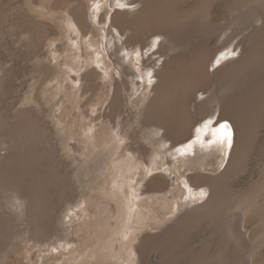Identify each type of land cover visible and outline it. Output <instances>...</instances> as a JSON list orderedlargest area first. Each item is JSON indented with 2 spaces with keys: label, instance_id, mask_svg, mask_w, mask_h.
Returning a JSON list of instances; mask_svg holds the SVG:
<instances>
[{
  "label": "bare ground",
  "instance_id": "1",
  "mask_svg": "<svg viewBox=\"0 0 264 264\" xmlns=\"http://www.w3.org/2000/svg\"><path fill=\"white\" fill-rule=\"evenodd\" d=\"M31 1L32 0H26L25 3L24 0V2H22L23 4H19V6L17 5V11L14 12L16 15H19V20L23 21V23L20 22L22 23V26L24 23L31 25L29 26V29L23 32H18L20 26L13 24L9 26V32L6 35L14 36V38H16V44H27V47L35 51L50 35L51 25L43 21H34L32 20L33 18L26 14L27 9H22V5L30 7L29 3ZM40 1L43 3H39ZM104 1L105 0H97L93 6L90 4V0L52 1L54 8L53 10H63L65 14L71 18L69 19L71 21L70 23L76 28V30L82 32L84 39H87V36L90 34V40L86 42L83 39V44L80 42V48H68L67 45L69 44L71 46V44L67 42L62 47L60 46V50L58 49L60 56L56 57V60L65 55L69 65H74L71 63L73 60L77 59L79 61L83 59L81 66L77 64L80 68L78 69L77 67L75 72H80L91 64L89 60H87L86 54H76L78 49L84 50L83 52H86L87 50L90 52L89 49H91V47L94 49L98 45L102 44V42L99 40L102 35L100 34V36H98L96 32H93L94 30L92 31V29L96 27L93 26L96 24V22H101L102 17L98 16L97 13L102 9V7H98V5ZM121 1L124 2L128 0ZM182 1L184 0H131L130 5L134 3L135 5L141 3L139 4L140 8L133 12L120 10L115 11L109 20L112 24V27L117 31V33H119V35L122 37H127V40L123 42V45H126V48H123V51L126 53V55H130L132 50L131 48L135 50V47L143 45L144 42H146L144 35L149 32H152V34L147 39H150L153 36L162 38L163 40L161 44L167 41V43L172 46L170 51H175L179 47L184 48L185 45L178 42V39H175V36L181 30H199L200 27L201 29H204V27L213 29V27H215L214 22L211 21V16L213 14L211 10L214 4L219 0H197V4L191 5L187 8H181L179 6ZM39 2L37 1L36 3L35 1L33 4H39L43 8H48L47 14L40 13L41 16L47 17L48 14L51 13L49 10V4L51 0H39ZM44 2L48 4H45ZM127 4L129 5V3ZM96 5L97 8L92 9ZM231 5L241 9L243 11V15H245L246 12L252 10L254 16H256L257 13L260 12V10L257 8L264 6V0H232ZM233 8L236 9L235 7ZM51 20L58 28L62 25L61 24L58 26V23L63 22L66 25L67 22V20H62V18L57 19L51 17ZM88 20L92 25L88 22ZM102 22L105 24V20ZM103 23L101 25H103ZM99 29L101 30L103 28ZM62 31H64V29ZM99 31L97 28V32ZM66 32L69 33V29H66ZM25 33L29 34V40L22 39ZM241 34L240 36H242ZM59 35L60 38L66 37V35L62 32ZM4 37V33L0 34V42L3 41ZM253 39L254 40L252 42L246 41L244 43L245 45H250V49L245 48L242 51L243 57L241 54V59H237L230 65L219 68L215 72H211L209 68L213 60V54H215L217 48H206L203 46H197V44L196 47H191V45H188L186 51H181L174 55H169L170 51H168V53L163 55L167 56L168 58L164 60L158 69L155 67V65L147 67L146 71H148V73H146L149 74V76L153 75V78H155L157 82L152 86V90L150 91L152 97L149 100L148 105L145 109L141 110L140 114H142L144 121L147 122V127L151 131V134L163 131V134L159 139L160 143L153 144L157 145V150L154 151L155 157L153 155H146L143 152V150L146 149H140L136 145L134 139L131 138L132 135L128 134L129 132L127 133L124 130L125 128L123 129V127H121L122 123L115 124V120L110 122L112 121L113 117L105 118L104 115L102 117L100 115L98 118L89 119V131L90 133H93L91 134L92 139H90L86 133L84 136L80 135L81 139L83 140L82 142L86 145V151H79L82 159L71 158L73 164H77L73 176H75L74 180L76 183L78 182L82 186L81 194L77 193L79 188H77L75 185L66 189L70 190L69 194H67V191L64 188L62 190L55 188V185H58L57 188H59V184L56 183V179L60 177L59 174L61 173V163L56 160L53 163L50 162V151L51 149H55V146L51 148L45 146L49 144L47 130L41 123L42 121L40 122L39 118H37V116L32 113L33 110L27 108L19 109L14 115H10V117H8L6 114L2 115L0 113V145L3 141L2 139L5 137L7 139L3 142L10 145L8 148V154H0V186L2 188V192L5 190V194H3L4 200H8V204H3V202L0 201V209H2L1 211H4H0V214H4L3 217L0 216V260L4 261L5 264H8L5 255H10L11 251L13 250L12 249L9 251L7 245H5L7 244L6 241L13 237L9 236L10 238H8V232L11 229L9 225L11 227L12 225H8L7 222L4 225L3 222L8 217H6V215L9 213L5 211V208H9L7 205H13V202L17 200L15 198H18V200L22 201L21 204H19L20 202L18 203L20 206L17 204H14L13 206H17L16 208L18 209V215L24 216V218H20L22 223L16 225V228H21L20 226H24V231H22V233L23 235L28 234V237L27 235L24 237L25 241L29 243L31 242L33 245L41 244L45 240L51 242L52 240L54 241V239H58V242H60V245H58L55 243L57 240L55 242L52 241V244L45 241L47 244H50L49 248L47 246L46 247L48 249H45V246H43L45 250L39 248L42 251H39L40 254L38 252V259H36V254L32 257L31 260L33 264H49L50 262L48 261L51 258H54V260L55 258L58 260L62 259V257L68 256L70 254V251H67L66 253L64 250L68 249V247L71 248L72 246H75L78 242L88 245V251L90 249H95L99 243H102L104 237H95L96 234L94 235L91 232L92 237H90L91 240H89V238L83 236L84 234L78 235L75 231H73V233L69 232L68 225H66L67 221L63 223L64 220H61L63 217L61 216L62 218L60 217L57 219L56 215L61 199H67V197H69L68 195L72 194L75 197L78 195L81 198V201L77 204L79 207L78 210H80L76 213L81 215V213L85 212L86 214L87 212V215L80 217L81 220L87 218L91 215L89 205L95 200L94 195L98 191H101L104 193V195L109 196V199L107 200L101 198L100 202L103 210L97 209V212L102 215L105 211H110V214L114 215V219L118 218L116 219L117 225H119L118 221H121L120 227L117 228L120 231L116 229L111 235H115L117 231L123 232L124 229H126L129 224L132 223L136 214L134 215L130 211L134 209V205L137 206L138 210H142V214L139 215L142 220L144 219L143 214L145 211L151 209V211L156 213L160 220L158 225L164 226L163 229L160 228L162 230L161 232L155 234H146L143 237H137L136 239L139 238V242L135 246H132L135 243L132 240H130V242L127 244L126 249H128L130 245L132 246L133 254L137 259V263L134 262L136 264H228L238 255L246 256L248 260L252 262V264H264V257L259 258V252L264 247V177L256 181L249 189L237 193H232L233 191L231 193L228 192L229 190L227 191V189L225 190L223 188L224 184H221V181L224 178L225 181H228L227 178L232 176L230 175L231 173L236 174V168L238 165L240 166L241 164L242 166L246 155H248L247 150L245 149H248V147H246L248 144L246 143L252 142H248V140H251L250 138H254V135L259 128L261 119L264 117V29L260 34L258 33L257 35H253ZM114 40H116V38H114L113 35L111 41L113 42ZM119 40L122 41L121 39ZM116 44L117 43H115L114 46ZM129 44H131L132 47H130ZM1 47L2 45L0 48ZM144 48H140V54L142 56H144ZM107 49L103 47V49H99V51L97 50L98 52L95 51V55L97 57L103 56L104 59L106 58L104 55L107 53ZM146 56H148V53L145 54V57ZM108 59L109 61L107 62L112 64L111 59ZM144 59L142 60L144 61ZM137 64L139 65V63ZM2 66L3 65L0 64V71ZM109 67L111 68L112 66L109 65ZM118 68L120 69V67ZM227 68L229 69L225 71ZM143 69L141 68V73H143ZM94 71L93 73H95ZM38 72V78L42 79L43 77H48L53 74V69L49 66H45L38 70ZM220 73H222V77L220 80V85H218L219 88H216L217 90L215 91V95L210 97V101L208 102L215 104L214 109L211 110L209 107H207L205 112L207 116L204 117L209 118V116L212 115L218 116L217 123L222 120L231 121L234 124L237 135L233 141L234 144L230 152V160L228 161V164L226 165L223 172L212 176L203 175L199 174L198 171L200 169H206L205 167L209 164L206 163L207 158L209 157L208 160H216L218 158L216 151L221 152L223 153V156H226L228 148L232 145V137L229 146V143L226 140L222 141L221 139L224 135L223 131H220V128L215 129L211 127L209 131H215V140L210 144V146H208L207 141L208 139H211V137L209 136V138L205 139L204 135L206 130H204L203 126L199 125L200 127L198 129L201 132L198 136L200 139L195 143L196 146H194V143H192L190 146H187L189 149L184 147L179 149V151H176L178 149L175 150V148L180 147L182 144L187 142L188 139L191 140V138L194 136L193 132L197 126L196 118L194 116V107H192L194 96L197 95V93L203 87L211 84L214 78L217 75H220ZM55 74V78L59 79L60 75H58V73ZM110 74L111 72L105 73L106 77H108ZM88 75L85 74L78 77L80 78L78 83L84 86L85 90L83 95H81V98L84 97V94L92 91V96L90 97L89 102L93 107H97L101 104L103 98L106 99H104L105 101L108 100L110 97V89L108 86L106 87L105 82L102 84L100 83L97 86H91V81H89L90 77L88 78ZM99 76L103 78L102 75L99 74L98 77ZM133 77L137 78L135 75H133ZM55 78H53V80ZM143 79H145L144 76ZM76 80L77 78H75V81ZM65 82L66 78L64 77L62 81L58 82V85L62 86L60 91H64L65 89L66 91L61 97L60 101L52 107H59L60 110L64 112V116H69L70 113H68L67 109L70 108L67 107L66 103L69 102L70 97L73 95L75 99L73 100L76 105V96L79 90L75 88L71 89V86L65 88ZM123 84L127 86L129 84V82L126 80V77L123 79ZM138 84L140 83L137 82V85ZM116 85L117 83L115 84L116 88L114 87L115 90L111 103L109 102V108L111 109V113H113L111 115L115 114L113 111L115 108V111L117 112L118 103L116 102L119 101V99L117 100V96L122 92L120 91L122 90V88L120 89V83H118V87ZM3 86L4 77L0 76V89ZM106 89L108 96L104 92ZM57 94L60 93H53L54 98L52 101H50L51 105L53 104ZM120 99L122 98L120 97ZM27 102H31V104L35 102L34 107L36 108L39 104L42 106L41 96L36 95L34 98H28ZM134 104L135 102H133V105ZM204 104H207V102ZM84 116L85 118H89L86 114H84ZM106 119L109 121L107 122ZM61 123L63 124V127L58 131L59 134L64 135V137L60 139L59 145L61 150L64 152L68 150L77 152L75 147L70 144L68 137L75 136V132L77 131L76 127L79 123V120H62ZM148 123H150V126H148ZM143 125L146 126V124ZM117 141L123 142L124 144L126 143L125 146L124 144H121L124 146L122 151H120V147L117 146ZM89 143H94V146L91 147ZM192 146L194 148H192ZM248 146L250 148V144ZM58 151L60 152V150ZM181 152L184 153L182 154L183 156L181 155ZM189 152H191L193 156L187 155ZM122 154H125V157L128 159L122 156ZM161 154H163L162 157L160 156ZM147 156L152 157L149 159V161L151 160L150 162H148ZM168 157L175 159L169 161ZM165 160V165L161 164L162 167H157L162 161L165 162ZM217 161L219 160L217 159ZM132 163H135V166H131ZM223 163L224 161L220 163L219 167H221ZM187 165L189 167H186ZM239 166L237 169H240ZM112 168H114L116 174L112 172ZM158 169H165L166 171L168 170V172L170 171L169 181L172 184L170 182L167 183L168 180L163 178L161 175H155L151 177L150 181L142 187L141 190L145 188L146 190H143L141 194H139L137 186L130 185V188L132 189V195L135 196L138 202L135 204L133 201L130 206H127V203L130 199V190L129 184H126V182H132L134 180V174L138 171L141 173L142 170H147L144 171L143 179L138 180L137 184H140L142 181L147 179L150 172L152 173ZM214 169L215 168H213V170ZM192 172L195 174H188ZM57 174L59 175L58 177L56 176ZM120 177H122V180L118 181ZM182 185H184L188 190L190 197H193L190 201L192 205H190L189 208L185 209L184 211H181L182 207H184V203L179 204V202H177L178 208L177 211L175 210L176 212H174V208L171 207V200L177 199L178 194L180 193L183 194L181 195L180 199L182 201L184 200L186 190L182 188ZM207 192L209 196L204 203L202 202L197 205L193 204L192 201L194 198L199 200L200 196L207 194ZM14 193L16 195H14ZM121 194L125 196L126 207H128L123 213L121 212L119 203L113 202V198H119ZM12 197L15 200L11 202ZM144 197H147L148 199H143ZM165 202L167 205H169V207L166 206ZM82 205H86L85 209L82 207ZM159 205H162L163 209H161V206L159 207ZM149 206L151 207L148 208ZM73 208H75V206ZM75 210L76 208L74 209V213ZM161 210L165 211L163 212ZM74 213H72V215H74ZM228 214H233V216L220 223L217 230L222 247L219 249L214 248L215 250L210 249V242H207L205 243L206 247L202 249L195 248L196 250L191 252H188V249L182 252L179 250V244H183L188 232L191 230L193 231L195 227L202 223L208 221L216 222L221 219L222 216ZM72 215L69 216L70 219L68 218L70 220V224H72L71 221L76 220L75 218L73 219ZM171 216H174V218L171 219ZM7 220L10 223L11 220L15 219L9 220L7 218L5 221ZM253 221H257V225L253 227V229L251 228L250 233H244L241 231V228H243L245 224H251ZM57 222L60 225L59 227H61V230L58 233H56V230H54V226L55 224L57 225ZM86 223L87 221L83 222L82 224L79 223L80 225L76 227L77 229L81 230L80 233H86L82 227V225ZM95 227H97V225ZM7 228H9V231ZM19 234L20 232L18 233V236L21 235ZM16 237L17 236L15 235L14 238ZM73 237H75V239ZM93 237H95L94 241ZM20 238L22 240L23 237L20 236ZM41 240L44 241L42 242ZM9 241V243H11L13 240ZM15 241L13 243H15ZM122 243H125V241L123 240L121 244ZM4 246H6V248H4ZM54 252H58L57 255L59 257L53 256ZM14 253L16 252L14 251ZM114 253H116V256H114L115 260L118 258V255L121 256L122 254L121 251H119V247L116 248L112 254ZM21 258L18 257V261H21ZM24 258L25 257H23V260ZM104 259L106 260V258ZM255 259L256 261L254 262ZM23 260L20 264H31L30 262L24 263ZM121 261H124L123 257L117 261V264H120ZM9 264H11V262H9ZM17 264L19 263L17 262ZM242 264L250 263L243 262Z\"/></svg>",
  "mask_w": 264,
  "mask_h": 264
},
{
  "label": "rangeland",
  "instance_id": "2",
  "mask_svg": "<svg viewBox=\"0 0 264 264\" xmlns=\"http://www.w3.org/2000/svg\"><path fill=\"white\" fill-rule=\"evenodd\" d=\"M35 1H36V3H37V1L39 2V0H32L29 3L30 7L22 5L23 8L22 7L21 8L27 9V10L25 9L27 11L26 14L29 15V17L33 18L32 20L43 21V22H46L47 24L51 25L50 35L41 44V46H39L35 51H33L32 49L27 47L28 46L27 44H21V43L16 44L15 43L16 38H14V36L6 35L9 32L8 31L9 26H11L13 24H17L20 26L18 32L19 31L20 32L26 31L27 29H29V26H31L27 23L26 24L24 23V25L22 26L23 21H20L19 15H16L14 13L15 11H17L16 8L19 6V4H23L22 2H24V0H2V1H0V34H3V33L5 34L3 41L0 42V46L2 45V47L0 48V64L3 65L1 68V71H0V76L4 77V86L0 89V113L2 115L6 114L8 117H10V115L11 116L14 115L15 112L19 109H26V108L32 109L33 110L32 113L35 116H37V118H39L40 122L42 121L41 123L45 126V128L47 130V136H48L49 144L45 145V146H47L49 148L55 146L54 147L55 149H51V151H50L51 152L50 162L53 163L56 160V161L61 163V166H60V172L61 173L59 174L60 177L57 178L59 176L57 174L56 175L57 179L55 178L57 181L56 183L59 184V188H57L58 185H55V188L58 190H60V189L62 190L64 188L66 190L68 187L75 185L77 188H79V190H77V193L81 194V191H82L81 187L82 186L78 182L76 183V181L74 180L75 176H73V173H74V170H75L77 164H73V162L71 161V158L82 159L80 152L86 151L85 150L86 145L82 142L83 140L81 139L80 135L84 136V134L86 133V135L90 139H92L91 134H93V133H90V131H89V119L98 118L100 115H101V117L104 115L105 118L106 117H108V118L113 117L112 121H110V122H113L115 120L114 121L115 124H121L122 123L121 127H123V129L125 128L124 130L127 133L129 132L128 134L132 135V136L131 135H129V136H131V138L134 139V142L136 143V145L140 149H146V150H143V152L146 155H153L155 157L154 151L157 150V145H153V144H159L160 143L159 139H160L161 135L163 134V131L151 134V131L147 127V122L144 121V119L142 118V114H140L141 110L145 109L146 106L148 105L149 100L152 97V95L150 94V91L152 90V86L154 84H156V82H157V80L155 78H153V75H151L152 76L151 77V76H149V74H147L148 71H146V69L148 66H151V65H153V66L155 65V67L158 69V67L160 65H162L164 60H166L168 58L167 56H163V55L165 53H168V51H170V49H172V46L170 44H168L167 41H165L161 44L163 39L157 38V36H155V37L153 36L152 38L147 39L152 34V32H149L146 35H144V39L146 40V42H144L143 45L135 47L134 48L135 50H133V48H131L132 50H131L130 55L129 56L126 55V53L123 51V48H126V45H123V42H125L127 40V37L126 36L122 37L121 35H119V33H117V31L112 27V24H111L109 19L112 16V14L115 13V11H119V10L120 11H126V12L127 11L128 12L129 11L130 12L136 11L138 8H140L139 4H141V3H138V4L136 3L137 5H135V3L130 5L131 0L124 1V2L121 0H105L103 2L105 4L101 3L100 5H98V7H102V9L100 11H98V13H97L98 16L102 17L101 22L103 20H105V24L102 22L103 25H101L102 24L101 22L100 23L96 22V24L94 23L95 25H93L96 27L93 28V26H92L93 29L91 28L92 31L94 30L93 32H96L98 36H100V34L102 35V37H100L102 39V41L99 38V40H100V42H102V44L98 45L94 49H93V47H91V49H89L90 52H88V50L86 52H83L84 50L78 49L76 54L77 55H81L82 53L86 54L87 60H89V62L91 64L88 65V67L83 69L82 71L75 72V69L77 70L78 65L79 66L82 65L83 59H81L79 61L77 59L73 60L71 63L74 65H69V62H68L65 55L61 56L60 59L56 60V57L60 56V53L58 51L61 49L60 46L62 47L67 42H69L71 44V46L69 44H68L69 46L67 45L68 48H71V49L72 48L73 49L80 48L79 47L80 42H81V44H83L84 41L87 42L88 40H90V34L87 36V39L86 38L84 39L82 36V32L76 30V28L70 23L71 21L69 19H71V18L68 17V15H66L63 10H61V9L53 10L54 8L52 5V1L54 2V0H51V2L49 4V10L51 13L48 14L47 17L41 16L40 13L41 14H47L48 8H43L39 4L34 5L33 3ZM96 1L97 0H90V4L93 6ZM231 1L232 0H219L212 7L211 11L213 14L211 16V18H212L211 21L214 22V24H215V27H213V29H211L210 27L209 28L211 30L208 29V27L207 28L204 27V29L203 28L201 29V27H200L199 30L198 29L197 30H191L190 29L191 31L188 29L181 30L175 36V39L176 40L178 39V42H180L181 44H185L184 48L179 47L175 51L172 50L169 52V55H174V54H177L178 52L186 51L188 45L189 46L191 45V47H196V44H197V46H201V47L203 46L206 48L216 47L217 50L215 51V54H213L214 55L212 58L213 60H212L211 66L209 68V70L211 72H215L219 68L226 67L227 65H230L232 62L236 61L237 59L238 60L241 59L243 57L242 51L245 48L250 49L249 48L250 45H245L244 43L246 41L252 42L254 40L253 35H257L258 33L260 34L264 29V22H263L264 21V6L257 8L260 10V12H258L256 16H254L252 10H250L249 12H246V14L243 15V11L241 9H238L236 6H232ZM25 3H26V0H25ZM39 3H43V2L40 1ZM127 3H129V5ZM197 3H198L197 0H184L181 2V4L179 6L181 8H184V7L187 8V7L194 5V4H197ZM45 4H48V3H45ZM27 7H29V8H27ZM233 7H235L236 9H234ZM96 8H97V5L95 7H93L92 9H96ZM34 11H37V12H34ZM51 17L57 18V19L62 18V20H67L66 25L63 22H60L57 25L58 26L61 24L62 25H61V27L59 26V28H58L56 26V24L53 23V21L51 20ZM20 22H22V23H20ZM88 22H89V20H88ZM63 25H65V26H63ZM99 25H101V26H99ZM97 28H98V31L100 30L99 28H103V29H101L99 32H97ZM205 28H206V30H205ZM63 29H64L65 33H64V31H62ZM66 29L67 30L69 29V31L71 33L70 32L67 33ZM95 29H96V31H95ZM61 32L63 34H65L66 37L60 38L59 34ZM111 33L114 35V38H116V40H114L113 42L111 41V38L113 37V35ZM240 34L242 36H240ZM22 39L23 40H29V34L25 33L23 35ZM61 39H62V41H61ZM83 39H84V41H83ZM119 39H121L122 41H120ZM118 40H119V42H118ZM113 43L114 44L117 43V44L114 46ZM110 44H111V46H110ZM158 44H161V45H158ZM241 44H243V45H241ZM129 46L132 47L131 44H129ZM103 47L105 49L108 48L107 53H105V55H104L106 58H104V59H103V56L97 57L95 55V51L98 52L99 49H103ZM140 48H144V50H143L144 56H142L140 54L141 53ZM117 50L120 52H118ZM146 53H148V56L145 57ZM241 54H242V57H241ZM143 57L146 58L147 60L144 59ZM108 58L111 59L112 64L107 62V61H109ZM142 59H144V61ZM139 60H140V62H139ZM115 62H117V63L119 62V63L117 64ZM144 62H145V64H144ZM137 63H139V65ZM141 63H142V65H141ZM44 65L52 68L53 74H51L48 77H43L41 79V78H38V75H39L38 70L45 67ZM109 65L112 67L110 68ZM118 67H120V69ZM137 67H138V69H137ZM143 67H144V69H143ZM79 68L80 67H78V69ZM141 68L143 69L142 70L143 73H141ZM228 69L229 68H227L225 71H227ZM92 70L93 71L95 70L94 71L95 73H93ZM107 72L108 73L111 72V74L108 77H106V75H105V73H107ZM55 73H58V75H60L59 79L55 78V75H56ZM85 74H87V75L91 74V75H88V78L90 77L89 81H91L90 82L91 86H97L100 83L102 84L105 82L106 87L108 86L110 89V91H109L110 97L109 98L107 97L108 100L105 101L106 99L103 98L101 101V104L97 107H93L91 105V103L89 102L90 97L92 96V91L84 94V97L81 98V95H83V92L85 90H84V86H82V85H80V83H78L80 80V78H78V77L80 75L83 76ZM99 74L102 75L103 78H101V76H99L100 77L99 78L98 77ZM114 75H115V77H114ZM133 75L137 76V78L133 77ZM62 76L64 78H66V82L64 85L65 88H67L68 86L69 87L71 86L70 87L71 89L75 88V89L79 90V92L76 96V105L74 102L75 99H74L73 95L70 97L69 102L66 103L67 107L70 108V109H67L68 113H70L69 116H64V112H62V110H60L59 107H55V108L52 107L53 105L55 106V104H57L60 101L61 97L65 94V91H66V89L64 91H60L62 86L58 85V82L63 80ZM143 76L145 77V79H143ZM125 77H126V80L129 82L128 86L123 84V79ZM221 77H222V73H220V75H217L211 84L203 87L197 93V95L194 96L193 102H192V107H194V112H195L194 116L196 118V123H197L196 125L198 127L196 126V128L193 132L194 136H193V138H191V140L188 139L187 142L182 144L180 147L175 148V150L178 149L176 151H179V149H182L184 147L189 149V147H187V146H190V144H192V143H194V146H196L195 143L200 139L198 136L201 132L198 129L200 127L199 125L203 126L204 130H206L204 138L207 139V138H209V136L211 137V139H208V141H207L208 146H210V144L212 142H214V140H215V131H209L211 129V127L215 128V129L220 128V131H223L221 129V125L227 123L229 125V129L231 131L232 145L228 148V150H227L228 152H227L226 156H223V153L216 151V153H217L216 155L218 156L217 159L220 162L217 161V159L216 160H212V159L208 160L209 157L207 158L206 163H209V164L205 167L206 169H200L198 171L199 174H203V175H211L212 176V175H218V174L223 172L226 165L228 164V161L230 160V152H231L233 144H234L233 141L235 139V136L237 135L234 124L231 121H229V120L223 121L222 120L219 123H217L218 116L212 115V116H209V118L204 117V116H207V114H205L207 107H209L211 110L214 109L215 104L214 103H208V102L210 101V97L215 95V91L219 88L218 85H220ZM53 78H55V79L53 80ZM75 78H77V80H76L77 82L75 81ZM137 82H139L140 84L137 85ZM116 83H117V85H116L117 87H118V83H120V89L122 88V90H120V91H122V92L120 94H118V96H117V100L119 99V101L116 102V103H118L117 112L115 111V109H116L115 108L113 110L115 112V114L111 115L113 113H111V109L109 108V105H110L109 102L111 103L113 93H114V90L116 88L115 87ZM106 91H107V89L104 90L105 94L107 95ZM54 92H59L60 94H57V96L55 97V99L53 101V104L51 105L50 101H52L54 98V96H53ZM74 92H75V90H74ZM45 94H47V95H45ZM72 94H73V92H72ZM141 94H142V96H141ZM36 95L41 96V98H42V106L39 104V105H37L38 106L37 108L34 107L35 102L33 103L34 105L31 104V102L30 103L27 102L28 98L29 99L34 98V96H36ZM120 97L123 100L120 99ZM133 102H135L134 105H133ZM206 102H207V104H204ZM102 104H103V106H102ZM84 114H86L89 118H85ZM263 118L264 117H262V119H261L259 128L257 129V131L254 135V138H250L251 140H248V142H250V141H252V142L246 143L248 145L250 144V148L248 145L246 146V147H248V149L245 148L247 150L248 155H246V157L244 159L245 161L242 163V166H241V164H240L241 167L238 165L240 169H237L238 168V166H237V168H236L237 172L235 171L236 174H232V173L230 174L233 177L232 176L228 177V178L226 177L228 181H225V178L221 181V184H224L223 188L225 190L227 189V191L229 190L228 192H230V193L232 191H233L232 193H237L240 191L247 190L256 181H258L264 177V119ZM70 119L71 120H79V123L76 127L77 131L75 132V136L74 137H68L70 140V144L75 147L77 152H72L71 150L64 152L61 150V147L59 145L60 139L64 137L63 134L61 135L58 133V131L63 127V124L61 123V121L62 120L68 121ZM106 121L108 122L109 120L106 119ZM143 124H146V126ZM148 126H150V123H148ZM6 139L7 138L5 137L2 140L5 141ZM3 141L1 142V145H0V154L6 155L9 153L8 148L10 147V145L3 142ZM89 144L91 145V147L94 146L93 145L94 143H89ZM121 144H124V143L117 141V146L120 147V151H122L124 149V146L126 145V143L124 144V146ZM111 147H112V145H111ZM192 148H194V147L192 146ZM58 150H60V152ZM248 150H249V152H248ZM182 154H184V153L181 152V155ZM54 155H57V156H54ZM187 155H192V153L189 152V153H187ZM122 156L125 157V154L124 155L122 154ZM160 156L162 157L163 154H161ZM161 157H160V159H161ZM125 158L128 159L127 157H125ZM150 158H152V157L149 156L147 158L148 162L151 161V160L149 161ZM172 159L174 160L175 158H171V157L169 158L168 157L169 161ZM223 161H224L223 165L221 167H219L220 163ZM162 162L157 167L160 168V166L162 167V165H165L164 163H166V160H165V162H163V163ZM131 166H135V163H132ZM186 167H189V166L187 165ZM213 168H215V169L213 170ZM241 170H243V171H241ZM144 171H147V170H142L141 173L138 171L137 173L134 174V176H133L134 180L132 182H129V181L126 182V184H129V190H130V194H129L130 199L128 198L129 202L127 203V206H130L133 203V201L135 202V204H137V202H138V200L135 198V196L132 195V191H131L132 189L130 188V185L137 186V189L139 190V194H141V192L143 190L144 191L146 190V188L141 190L142 187L144 185H146L150 181L151 177H153L155 175H161L163 178L168 180L167 183L170 182L169 181L170 171L168 172V170L166 171L165 169H158L152 173L150 172L148 174L147 179H145V181H142L140 184H137L138 180L143 179ZM112 172H114L116 174V171L114 170V168H112ZM235 172H233V173H235ZM67 174H69V175H67ZM188 174H195V173L192 172V173H188ZM61 179H63V180H61ZM121 180H122V177H120L118 181H121ZM223 181H225V182H223ZM86 182H87V179H86ZM182 188L186 190L185 195H184V200L182 201L180 199L181 195H183L182 193L178 194L177 199L171 200V202H172L171 207L174 208V212H176L177 208H178L177 202H179V204L184 203L183 204L184 207H182L181 211H184L185 209L189 208L190 205H192L190 201L193 197L192 198L190 197L188 190L185 188L184 185H182ZM0 190L2 192L1 186H0ZM68 190H66L67 194L70 193V190L69 191ZM3 194H5V190H4V192H2L0 194L1 195L0 201H2L3 204L4 203L8 204L7 203L8 200H6V199L4 200ZM14 195H16V194L14 193ZM68 196L69 197H67V199L66 198L61 199V201L59 202V208L57 211L56 218L59 219L62 216L63 218L61 217L62 218L61 220H64L63 223H65V221H67L68 224L66 223V225H68L69 232L73 233V231H75L76 234H78V235L84 234L83 236H86L87 238H89V240H91L90 237H92L91 236V232H92L94 235L96 234L95 237L97 236L98 238H100L102 236L101 238L104 237V239H103L102 243L101 244L99 243V245H97V247L95 249H93V250L90 249L89 251H88V245H86L85 243H82V242H78L75 246H72L71 248L68 247V249L64 250V252H66V253H67V251L68 252L70 251L69 252L70 254L68 256L62 257V259H59V260L56 258H55V260H54V258H51L48 261V262H50L49 264H117L118 263L117 261H119V259L121 257H123L124 261L123 262L121 261L120 264H136L137 259H136L135 255L133 254V251H132L133 250L132 246H135L139 242V238L138 239H136V238L137 237H143L146 234H155V233L161 232L162 230L160 228H162V229L164 228V226L158 225L160 220L157 217L155 212L151 211V209H149L147 211L144 210L145 211V213L143 214L144 219L142 220L141 217H139V215L142 214V210L141 211L138 210L137 206L134 205V209L130 211L134 215L136 214L134 216L132 223H130L128 226L129 228L127 227L126 229H124L123 232H118L120 230H118L117 228L120 227V225H121V221H118L119 225H117L116 219H118V218L114 219V215L110 214V211H105L104 214H102V215L97 212V209L103 210L101 202H100L101 198L107 199V200L109 199V196L104 195V193L101 191H98L94 195L95 200L92 202V204L89 205V208H90L89 210L91 212V215L88 216L87 218H84L81 220V218H80L81 216L87 215V212H86V214H85V212H83V213H81V215L76 213L77 211L80 210V209L78 210L79 207L77 206V204L81 201L80 200L81 198L78 195L75 197L72 194H70ZM208 196L209 195L207 192V194L201 195L199 200L194 198L192 202H193V204H196V205L200 204L202 202L204 203L207 200ZM14 197H17V196H14ZM15 199H17V200L14 201ZM15 199H13V197H12L11 202L14 201L13 202L14 204H17L18 206H20L19 204H21L22 201L18 200V198H15ZM143 199H148V198L144 197ZM113 200H114L113 201L114 203L115 202L119 203V206H120L122 213L124 211H126V208H128V207H126L125 196L123 194H121V196L119 198L118 197L113 198ZM163 204H164V202H163ZM165 204H166V202H165ZM13 205L12 204L7 205L9 208H5V211L9 212L8 215H6V217L8 216L7 218L9 220H11V219H15V220H11L9 223L8 220L5 221L7 219L6 217H5L6 219L4 218L5 220L3 219L4 225L6 224V222L8 225L9 224L12 225V227L9 225V227L11 228L10 231H9V228H7L9 231L8 232L9 233L8 238L13 236L9 239V240H13V241H11V243H9L10 241L7 239L8 241H6L7 244H5V245H7L9 251H11L13 249L16 252V253H14L13 250L11 251L10 255L12 257L8 254L5 255L7 263L9 264V262H11V264H17V262H18L20 264L23 260V257H25L23 260L24 263L30 262L31 264H33L32 260H31L32 257L36 254L37 255L36 259H38L37 257H39V254L42 251L41 249L45 250L47 247L49 248L50 244H47V243L52 244L53 240L51 242H48V240H45L47 243L44 240H43L44 242L41 240L43 242L41 244H43V245H41V244L33 245V243H31V242L29 243V242L25 241L24 237H25V235H27V237H28V234L23 235L22 231H24V226H20L21 228H18V227L16 228V225L22 223L21 219L24 218V216L18 215L19 213L17 212L18 211V209L16 208L17 206L15 207ZM74 206L76 208L75 213H74L75 208H73ZM166 206L169 207V205H167V204H166ZM82 207L85 209L86 205H82ZM150 207L151 206H149L148 208H150ZM159 207L161 209H163L162 205H159ZM22 209H23V207H22ZM1 210L2 209H0V211ZM161 211L164 212L165 210H161ZM1 212H4V211H1ZM69 212L71 215H72V213H74V215H72V217H73V219L74 218L76 219L75 221H71L72 224H70L69 216H71V215L69 214ZM61 213H63V214H61ZM0 216L3 217L4 214L3 215L0 214ZM17 216H19V217H17ZM20 216H22V217H20ZM232 216H233V214H228V215L222 216V218L216 222L208 221V222H205V223L198 225L197 227H195L193 229V231L191 230L190 232H188L187 237H186V239H184L185 241L183 242V244H181V245L179 244V250L182 252V251H186L188 249L187 251L191 252V251L196 250V249H202V248L206 247L205 243H207V242H210V246H209L210 249H214V248L219 249L222 246H221V240L219 238V233H217L218 226L220 223H222L226 219H229ZM66 218L67 219L69 218V219L67 220ZM170 218L172 219V218H174V216H171ZM85 221H87V223L83 224L82 227H83V230L88 234L80 233L81 230L76 228ZM8 225H7V227H8ZM66 225H64V226H66ZM96 225H97V227H95ZM256 225H257V221H253L251 224H245L244 227L241 228V231L244 233H250L251 228L253 229V227H255ZM59 226L60 225L58 224V222H57V225L55 224V226H54V230H56V233L60 232V230H61V227H59ZM12 228H13V230H12ZM70 228H71V230H70ZM112 228H113V230H112ZM249 228H250V230H249ZM116 229L118 230L117 233L115 235H111L112 232H114V230H116ZM18 231L21 234V235L20 234L19 235L21 237H23L22 240H21L20 236H18V233H19ZM15 235L17 236L16 238H18V239L14 238ZM95 237H93V241L95 240L94 239ZM73 238L75 239V237H73ZM14 239L17 241L19 240V241L17 242ZM123 240L125 241V243L121 244V242H123ZM130 240L134 241L135 243H134V245H132V246L130 245V247L128 249H126L127 244L130 242ZM14 241H15V243H13ZM53 242L60 245V242H58V239H54ZM9 244L10 245L13 244V245L10 246ZM18 244H20V245H18ZM43 246H45V249ZM118 247H119V251H121L122 254H121V256L118 255L117 257L119 259L117 258L115 260L114 256H116V253H114V254H112V253ZM190 247H192V248H190ZM199 247H201V248H199ZM4 248H6V246H4ZM39 248H41V249H39ZM70 249L73 250L74 252L71 251ZM38 252H39V254H38ZM18 253L21 257L24 254L23 257L21 258L18 255ZM57 254H58V252H54L53 256H58ZM155 255H158V254H155ZM13 257H15V258H13ZM18 257L21 258L22 260L20 259L21 261H18L19 260ZM261 257H264V247L259 252V258H261ZM104 258H106V260ZM255 261H256V259L254 260V262ZM3 262L4 261L0 260L1 264ZM134 262H136V263H134ZM243 262H249L250 264H252V262H250L246 256H241V255H238L236 258H234L233 261L229 262L228 264H242ZM3 264H5V262ZM185 264H188V263H185Z\"/></svg>",
  "mask_w": 264,
  "mask_h": 264
},
{
  "label": "snow or ice",
  "instance_id": "3",
  "mask_svg": "<svg viewBox=\"0 0 264 264\" xmlns=\"http://www.w3.org/2000/svg\"><path fill=\"white\" fill-rule=\"evenodd\" d=\"M221 129L223 130L224 135L222 136V141H227L229 143L230 146V142H231V131L229 129V125L227 123L221 125Z\"/></svg>",
  "mask_w": 264,
  "mask_h": 264
}]
</instances>
